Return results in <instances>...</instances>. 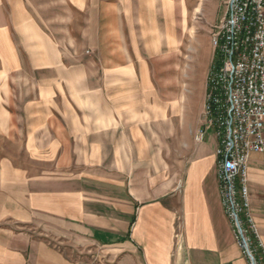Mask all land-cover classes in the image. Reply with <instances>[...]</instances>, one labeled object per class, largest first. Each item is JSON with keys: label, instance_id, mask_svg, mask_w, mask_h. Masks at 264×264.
Listing matches in <instances>:
<instances>
[{"label": "crops", "instance_id": "0c3cea01", "mask_svg": "<svg viewBox=\"0 0 264 264\" xmlns=\"http://www.w3.org/2000/svg\"><path fill=\"white\" fill-rule=\"evenodd\" d=\"M99 1L0 0V264H248L214 133L163 152L184 98L171 0ZM248 188L264 249V153Z\"/></svg>", "mask_w": 264, "mask_h": 264}, {"label": "built area", "instance_id": "2783aa9c", "mask_svg": "<svg viewBox=\"0 0 264 264\" xmlns=\"http://www.w3.org/2000/svg\"><path fill=\"white\" fill-rule=\"evenodd\" d=\"M249 19V28H242ZM215 58L211 65L204 106V126L217 140L216 175L222 206L231 222L237 244L248 264H264L258 244L248 188V162L252 153H264V0H233L212 38ZM233 60H241L240 74H231ZM236 86L237 98L228 87ZM238 102V111H231ZM237 125V132H230ZM246 206V215L238 207Z\"/></svg>", "mask_w": 264, "mask_h": 264}, {"label": "rangeland", "instance_id": "374dc122", "mask_svg": "<svg viewBox=\"0 0 264 264\" xmlns=\"http://www.w3.org/2000/svg\"><path fill=\"white\" fill-rule=\"evenodd\" d=\"M102 1L105 0H100L99 3L101 4ZM228 1L171 0L170 2L176 15L179 90L184 94V98H180V113L176 119L179 124L178 141L171 142L169 135L168 144L162 146L166 154L182 156L188 151L189 145L201 143L196 141V135L204 125V109L201 114L200 110L206 98L208 75L215 58L212 38L225 15Z\"/></svg>", "mask_w": 264, "mask_h": 264}, {"label": "bare ground", "instance_id": "6f19581e", "mask_svg": "<svg viewBox=\"0 0 264 264\" xmlns=\"http://www.w3.org/2000/svg\"><path fill=\"white\" fill-rule=\"evenodd\" d=\"M233 0H230L227 4L226 12H230L231 4ZM242 28H249V19H242ZM241 60H233L231 64V74H240ZM228 95L230 98H237L236 86L228 87ZM231 111H238V102H231ZM230 132H237V125H230ZM238 215H246V206L238 207Z\"/></svg>", "mask_w": 264, "mask_h": 264}]
</instances>
